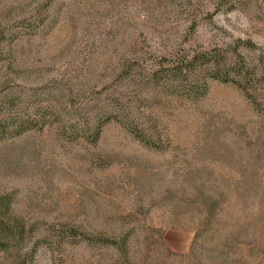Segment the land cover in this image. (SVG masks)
<instances>
[{"label":"rangeland","instance_id":"obj_1","mask_svg":"<svg viewBox=\"0 0 264 264\" xmlns=\"http://www.w3.org/2000/svg\"><path fill=\"white\" fill-rule=\"evenodd\" d=\"M201 52L251 96L152 81ZM107 112L148 143L116 122L85 140ZM0 199L25 235L0 264H264V0H0Z\"/></svg>","mask_w":264,"mask_h":264},{"label":"trees","instance_id":"obj_2","mask_svg":"<svg viewBox=\"0 0 264 264\" xmlns=\"http://www.w3.org/2000/svg\"><path fill=\"white\" fill-rule=\"evenodd\" d=\"M237 58L242 63L243 58L237 54ZM171 65L167 67L164 71H159L156 74L152 75V81L156 82V84L167 85L168 82H171L175 78L179 82L181 87H185L189 85L195 76H197L196 72L199 71H208L210 73V77L213 80H217L223 83H230L235 87L239 88L241 91L248 96H251L250 93L245 89L247 86L246 84L242 83L244 80L250 79V72L245 68L242 64L239 65L233 64L229 61V58L219 53H208V52H201V54H195L194 56H182V58H175ZM229 69L235 73L237 78L229 77ZM240 80H239V79ZM160 79L161 82H160ZM163 82V83H162ZM187 84V85H185ZM109 122H116L120 123L126 131H128L133 137L139 140L143 144H147V140L142 134L136 130L135 126L127 123L126 121H122L114 112H107L104 114L97 115L93 122L89 124L85 123L82 129L81 135L87 140L89 143H95L101 133L102 127ZM35 125L37 122H34ZM27 124V125H25ZM31 122L27 123V121H18L17 127L19 130L27 129L28 125ZM71 130H75L74 124L70 125ZM71 237L78 241H84L86 243H98L100 245H111L115 247L117 252L121 254V256H125V241L123 239L118 240L116 238H111L103 235L98 236H90L85 234L84 232L70 228L66 231L64 236L63 233L57 235L58 238L56 241L64 239V237ZM25 239L24 235V227L23 224L15 219L8 210L7 201H2L0 199V247L2 249L8 250L11 247L17 249V244H22Z\"/></svg>","mask_w":264,"mask_h":264}]
</instances>
